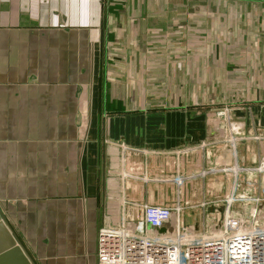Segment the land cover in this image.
<instances>
[{"label": "crops", "instance_id": "0c3cea01", "mask_svg": "<svg viewBox=\"0 0 264 264\" xmlns=\"http://www.w3.org/2000/svg\"><path fill=\"white\" fill-rule=\"evenodd\" d=\"M168 25L105 21L103 0H0V213L32 264H96L99 229L141 220L144 204L186 202L202 231L228 182L202 173L230 139L239 165L257 161L262 106L208 118L200 99H168L202 88L199 70L170 64ZM231 32L258 75L249 88L264 89V21Z\"/></svg>", "mask_w": 264, "mask_h": 264}, {"label": "built area", "instance_id": "2783aa9c", "mask_svg": "<svg viewBox=\"0 0 264 264\" xmlns=\"http://www.w3.org/2000/svg\"><path fill=\"white\" fill-rule=\"evenodd\" d=\"M233 140V164L202 173L231 175L228 194L208 202L206 229L197 231L193 222L184 221L192 212L186 202L144 204L141 220L122 218L117 227L99 229L96 264H264V185L257 184L256 178L244 183L238 179L241 173L264 175V153L249 166L239 165ZM182 180L174 179L177 185ZM243 185L247 196L241 194ZM212 208L219 211L217 219Z\"/></svg>", "mask_w": 264, "mask_h": 264}, {"label": "rangeland", "instance_id": "374dc122", "mask_svg": "<svg viewBox=\"0 0 264 264\" xmlns=\"http://www.w3.org/2000/svg\"><path fill=\"white\" fill-rule=\"evenodd\" d=\"M160 3L164 4L162 10ZM103 6L105 21H168V33L159 35L164 37L162 45L169 52L170 64L195 67L200 71L202 87L170 89L169 100L200 99L197 103H201L200 108L208 118L212 117V112L229 117L238 110L256 107L253 104L264 109V89L249 88L254 85L249 83L251 79L258 75L243 74V62L251 63L245 52L242 53L247 49V41L231 32L242 21H264V0H103ZM118 27L122 28L121 23ZM218 81L221 87L212 88ZM222 124L226 123L222 121ZM257 128L264 131V125ZM258 136L261 135L255 134L248 139L258 143ZM263 153L264 143L259 157ZM194 214L190 212L184 221L192 223Z\"/></svg>", "mask_w": 264, "mask_h": 264}, {"label": "water", "instance_id": "95a60500", "mask_svg": "<svg viewBox=\"0 0 264 264\" xmlns=\"http://www.w3.org/2000/svg\"><path fill=\"white\" fill-rule=\"evenodd\" d=\"M233 164V156L231 151L226 153V158L223 161L213 162L209 168L213 166H226L230 167ZM228 182L226 184L225 195L228 194L231 186V175H226ZM254 174H247L249 180L255 179ZM222 212V208L220 210ZM165 227L159 228L158 232L165 231ZM0 264H32L28 256L12 234L3 216L0 213Z\"/></svg>", "mask_w": 264, "mask_h": 264}]
</instances>
